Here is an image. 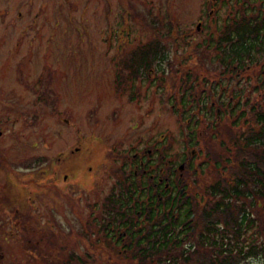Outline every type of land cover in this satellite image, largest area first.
Returning a JSON list of instances; mask_svg holds the SVG:
<instances>
[{
	"label": "rangeland",
	"instance_id": "1",
	"mask_svg": "<svg viewBox=\"0 0 264 264\" xmlns=\"http://www.w3.org/2000/svg\"><path fill=\"white\" fill-rule=\"evenodd\" d=\"M212 4L0 0V264H58L60 251L78 258L95 256L97 249L81 235L82 224L94 229L93 217L99 224L101 203L115 188L112 170L123 159L130 162L126 155L153 146L177 164L187 140L180 111L172 105L174 85L162 78L154 87L161 77L151 72L148 78L132 79L139 93L130 99L128 87H116L117 61L148 41L147 25L159 21L164 23L160 30L170 27V37L178 41L174 53L170 37L165 40L168 58L197 65L199 54L192 46L208 33L206 16ZM215 4L217 16H223L220 0ZM207 51L199 52L212 55ZM162 69L164 74L169 71ZM247 73L254 77L251 70ZM245 74L237 86L247 80ZM245 94L249 102L257 97L256 92ZM205 100L209 103L213 96ZM209 133L198 137L185 165L192 161L195 166L205 156L203 151L216 137L209 138ZM152 150L148 156L155 158ZM201 165L196 176L209 178L212 165ZM176 171L186 176L184 166ZM186 180L189 186L191 178ZM14 219L28 222V239Z\"/></svg>",
	"mask_w": 264,
	"mask_h": 264
},
{
	"label": "trees",
	"instance_id": "2",
	"mask_svg": "<svg viewBox=\"0 0 264 264\" xmlns=\"http://www.w3.org/2000/svg\"><path fill=\"white\" fill-rule=\"evenodd\" d=\"M220 6L223 16L216 14L208 33L192 46L199 54L197 65L168 58L170 27L161 31L164 23L159 21L147 25L148 41L117 61L116 87H128L130 99L136 94L132 79L148 78L151 72L160 74L157 87L162 78L174 85L172 105L180 111L182 133L190 138L177 164L203 133L219 139L203 151L202 162L212 165L210 177L199 180L191 163L184 166L186 176L177 175L184 183L181 192L155 191L152 184L160 175H133L125 170V161L112 170L115 188L101 203L99 224L93 217L94 229L87 223L81 231L102 256L100 264H264V0H220ZM170 40L175 53L178 41ZM207 48L212 55L199 52L207 53ZM244 73L247 80L237 86ZM216 88L218 101L211 105L205 99L214 97ZM245 91L256 92L255 100L249 102ZM95 256L61 252L58 264H97Z\"/></svg>",
	"mask_w": 264,
	"mask_h": 264
},
{
	"label": "flooded vegetation",
	"instance_id": "3",
	"mask_svg": "<svg viewBox=\"0 0 264 264\" xmlns=\"http://www.w3.org/2000/svg\"><path fill=\"white\" fill-rule=\"evenodd\" d=\"M208 13L209 14L212 13V7L208 10ZM145 149L147 150L146 152H143V150H141V152H139L140 154H134V153L132 154L133 157L137 159L138 161L137 164L135 163L132 164L133 167H142L143 170H147L150 166L156 165V163H150V160H155L156 155H155V158H151V156H148V154L150 155V152H149L150 149L149 148H145ZM144 154L146 155L144 156ZM161 157L163 156L161 155ZM182 163H184V160L182 161ZM159 168H160V171H159L160 176L159 177L157 176L158 177L157 182L152 184L153 189L161 188V189H165L166 192H169V190L171 189H179V192H181L183 187L180 185L181 182L177 178V175L179 174H174L176 172V167L173 166V162H170V159L166 158L163 161L162 166ZM63 179H65V176L63 177ZM13 222L15 223L16 226L21 225V227L25 229V232H26L25 236H27V239H28V234H27L29 232V230L27 229L28 222L27 221L21 222L20 219L19 221L17 219H14Z\"/></svg>",
	"mask_w": 264,
	"mask_h": 264
}]
</instances>
